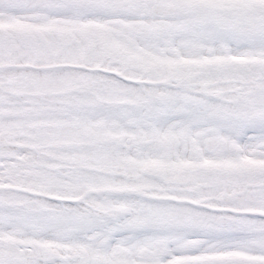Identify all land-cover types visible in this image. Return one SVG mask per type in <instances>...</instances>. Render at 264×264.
I'll return each instance as SVG.
<instances>
[{"label": "snow or ice", "instance_id": "obj_1", "mask_svg": "<svg viewBox=\"0 0 264 264\" xmlns=\"http://www.w3.org/2000/svg\"><path fill=\"white\" fill-rule=\"evenodd\" d=\"M0 264H264V0H0Z\"/></svg>", "mask_w": 264, "mask_h": 264}]
</instances>
